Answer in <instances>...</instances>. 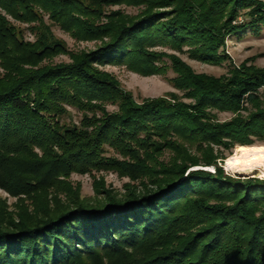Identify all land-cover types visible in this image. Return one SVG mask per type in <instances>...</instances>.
I'll return each mask as SVG.
<instances>
[{"label":"trees","instance_id":"1","mask_svg":"<svg viewBox=\"0 0 264 264\" xmlns=\"http://www.w3.org/2000/svg\"><path fill=\"white\" fill-rule=\"evenodd\" d=\"M126 1L144 9L133 18L104 12ZM45 16L99 46L52 64L68 53L63 42H28L13 23L39 36ZM248 31L264 32V0H0V188L45 199L32 215L0 214V264H264V181L239 182L218 167L225 151L264 141V69L216 78L170 56L183 95L135 106L97 68L162 75L158 48L221 66L228 39ZM111 103L118 112H107ZM69 109L79 124L66 122ZM219 113L235 117L220 122ZM165 151L169 162L159 159ZM108 170L141 189L47 199L73 173Z\"/></svg>","mask_w":264,"mask_h":264},{"label":"rangeland","instance_id":"2","mask_svg":"<svg viewBox=\"0 0 264 264\" xmlns=\"http://www.w3.org/2000/svg\"><path fill=\"white\" fill-rule=\"evenodd\" d=\"M124 5H119L112 8H105V13L118 12L121 16L133 18L140 14L144 9V6H135L129 4L128 1ZM85 4L92 6L91 2H85ZM93 7V6H92ZM94 8V7H93ZM244 17L240 21H244ZM45 24L49 26V29L45 27L44 24H36L35 28L38 29L39 36H36L29 28V25L19 24L13 22L16 27L20 28L25 34V40L28 42L35 43L38 38L45 40L46 42H54L58 40L63 42V44L68 49V53L65 55H60L51 60L54 65L73 64L77 59H79L83 53L95 50L100 42L99 41H86L72 37L70 34L65 33L60 29L59 26L53 25L49 21V17L45 16ZM158 53H163L165 58L160 63L166 71L162 75H157L153 77H143L141 75L135 74L129 71L123 66H97L101 71L110 74L118 84V88L121 93L132 97V101L135 106H142L143 104L166 98L169 94H178L182 96L183 93L177 91L174 88L172 81L177 79V74L172 69V62L170 56L177 57L188 64L197 74L208 75L216 78H221L224 76H229V72L234 67H241L246 65L247 67L254 66L259 69H264V32L261 35L252 34L248 31L246 36L233 37L228 39L226 45V54L229 59L224 61L221 66H213L209 64L200 63L191 60L188 55L181 54L172 51L169 48H158ZM50 62V61H48ZM48 62H46L48 64ZM50 62V63H51ZM0 74H5L4 69L0 66ZM120 105L118 103L107 104V112L110 114L119 111ZM69 117L65 120L68 124H79L82 119V114L77 110L69 109ZM245 116L246 113H243ZM218 120L220 122L230 121L235 117L232 113H219L217 114ZM254 146H264V141L257 142ZM236 147L232 152L224 153L225 160H219L218 167L221 168L225 175L233 178L239 182H246V180H261L259 179L258 172L254 174H246L239 172H233L226 166V161L235 155ZM111 157L120 158V156L114 152L110 151L108 153ZM172 158V153L170 151H165L159 156L160 161L169 162ZM121 159V158H120ZM201 169L215 173V167H198L194 170ZM258 175V176H257ZM264 181V180H261ZM59 188L51 191V194L47 196V199L55 201L54 197H58L60 200L55 202H61V204L69 203L72 195L75 193H80L81 198L88 201H96L105 197L103 191H112L120 195L127 193L128 188L139 187L141 189L140 181H133L130 178L120 175L118 172L108 170L92 173L81 174L73 173L70 178L65 180L62 179V183ZM42 195L37 198H24L19 200V198L12 197L8 192L0 188V214L2 216L13 215L15 219H19V215L23 212L27 215H32L35 212L36 206H38L45 199ZM59 204H50L54 207L59 206ZM11 217V216H10Z\"/></svg>","mask_w":264,"mask_h":264},{"label":"clouds","instance_id":"3","mask_svg":"<svg viewBox=\"0 0 264 264\" xmlns=\"http://www.w3.org/2000/svg\"><path fill=\"white\" fill-rule=\"evenodd\" d=\"M237 152L238 155L228 161V166L238 172H250L254 167H259V179L264 180V147H240Z\"/></svg>","mask_w":264,"mask_h":264},{"label":"bare ground","instance_id":"4","mask_svg":"<svg viewBox=\"0 0 264 264\" xmlns=\"http://www.w3.org/2000/svg\"><path fill=\"white\" fill-rule=\"evenodd\" d=\"M256 147H264V146H252V147H247V148H256ZM238 148H240V147H238ZM238 148H237V149H238ZM237 149H236L235 155H234L233 157H235V156L238 155ZM233 157H232V158H229L225 163H226V166L228 167V169H229L230 171L238 172V171H235L234 169H232V168H230V167L228 166V161H229V160H232ZM260 171H261V169H260L259 167H254V168L252 169V171H250V172L245 171V172H239V173H240V174L243 173L244 175H246V174H254V173L258 172V174H259ZM257 176H258V175H257Z\"/></svg>","mask_w":264,"mask_h":264}]
</instances>
